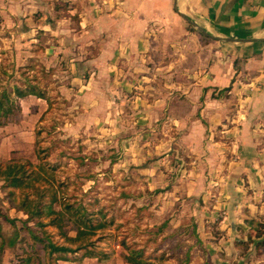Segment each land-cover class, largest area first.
<instances>
[{
  "label": "rangeland",
  "instance_id": "rangeland-1",
  "mask_svg": "<svg viewBox=\"0 0 264 264\" xmlns=\"http://www.w3.org/2000/svg\"><path fill=\"white\" fill-rule=\"evenodd\" d=\"M50 4L45 18L33 17L31 30L0 12V93L34 85L45 95L18 100L8 131L23 145L13 140L3 145L0 133V155L16 149L11 158L42 177L35 183L45 193L42 205L56 192L57 211L70 204L90 214L93 223L110 225L89 239L91 250L108 254L109 260L82 259V249L69 255L72 261L58 264H128L125 256L131 251L141 252L148 264H264V218L248 214L242 222L243 182L231 177L239 173L238 141L226 133L222 118L209 126L211 117L200 104L176 112L152 105L145 111L143 105L158 97L153 70L150 79L138 72L127 85L125 74L117 79L109 65L102 71L99 64L86 69L84 62L71 63L80 55L94 59L98 50L74 48L78 40L59 28L75 4ZM73 19L77 28L79 16ZM46 22L52 30L39 28ZM221 96L228 102L224 116L238 120L237 99ZM29 108L38 115L31 117ZM216 109L223 115L225 109ZM197 120L203 126L194 125ZM229 178L232 191L226 186ZM248 194L255 196L254 188ZM0 206V244L19 234L15 247L0 250V264H24L29 257V264L55 263L56 257L33 238H44L43 231L57 245L77 249L83 243L66 240L65 235H77L67 220L58 228L54 217L44 216L41 228L37 219L17 218Z\"/></svg>",
  "mask_w": 264,
  "mask_h": 264
},
{
  "label": "crops",
  "instance_id": "crops-1",
  "mask_svg": "<svg viewBox=\"0 0 264 264\" xmlns=\"http://www.w3.org/2000/svg\"><path fill=\"white\" fill-rule=\"evenodd\" d=\"M51 1L0 0V12L5 19L24 21L31 30L35 16L40 19L42 15L46 17L52 6ZM69 1L76 7H71L64 15L59 28L75 36L78 41L73 44L74 48L98 50L94 59L80 55L81 58H71V63L84 62L86 69L94 66V63L99 64L101 67L97 65L98 70L109 65L117 79H122L125 74L127 85L131 84V77L138 72L143 73L142 78L150 79L148 75L153 70L158 74V97L143 105L145 111L152 105L165 104L176 112L184 106L196 108L200 104L199 109L203 108L202 111L211 117V121H207L209 126L222 118L220 124L228 129L226 133L232 134L230 137L234 136L238 141L239 173L238 176L231 174V177H236L240 185L243 182L240 190L244 198L238 206L243 210L240 217H243L244 224L249 219L248 214L262 220L264 0ZM75 15L79 16L77 28L73 19ZM48 24L46 22L43 24L45 27L41 25L39 28L52 30ZM98 70L96 75L99 74ZM222 93L237 99L238 116L234 117H238V120L224 116L228 102L221 98ZM173 94L176 96L172 97ZM32 98L36 96L24 99ZM219 105L225 109L221 116L216 115L219 114L216 109ZM27 111L31 117L38 115L30 108ZM178 118L175 119L177 124ZM202 122L197 120L193 124L203 126ZM9 125L0 127L1 143L6 146L13 140L22 146L21 137L9 135ZM29 142L34 144L33 140ZM15 150L12 148L9 152H3L0 161L13 160L11 156ZM230 181L229 178L226 185L229 186L228 191L235 187ZM246 182L251 186L248 187ZM3 184L0 181V205L8 206L21 219L24 213L13 208L6 199L1 188ZM253 188L255 196L248 194Z\"/></svg>",
  "mask_w": 264,
  "mask_h": 264
},
{
  "label": "trees",
  "instance_id": "trees-1",
  "mask_svg": "<svg viewBox=\"0 0 264 264\" xmlns=\"http://www.w3.org/2000/svg\"><path fill=\"white\" fill-rule=\"evenodd\" d=\"M28 96H36L38 98H45V95L38 91L37 87L30 85L26 89L15 87L12 92L0 93V127H4L9 123V120L14 116L15 112L20 109L18 100L24 99ZM31 166V164L29 163ZM42 179L40 175L35 176L29 172L26 168V164L20 161L12 160L10 162L0 161V181L3 182L2 190L6 194V199L9 200L13 208L20 212H23L28 217V221L38 220L36 224L43 228L44 224H41L39 220L44 216L54 217L52 219V225H56L58 228H62L65 224V220L69 221L75 226L76 237L69 238L65 235L66 240L70 243L83 242L79 248L73 249L66 245H57L51 241L49 235L44 232V238H38L33 235V238L42 243L44 249L48 251L49 257H56L55 263L59 261L70 262L72 257L69 255L76 254L79 250L85 249L86 253L82 259L92 258L99 260H109L110 256L102 251L95 252L91 248L94 246L93 241L89 240L91 237H95L100 230L107 229L110 225L103 220L98 223H93L90 214H87L82 208H75L70 204H63L62 211H57L55 204L59 202L56 192L52 194L49 204L42 205V200L45 198V193L38 189L35 185L38 180ZM15 224V223H12ZM19 238V234L10 239L2 238L0 244V250L5 247L13 248L16 245V240ZM1 239V235H0ZM85 241V242H84ZM122 246L130 250L126 243H122ZM141 252L131 251L129 255L125 256V260L128 264H148L140 256ZM79 259V260H82ZM31 258L25 260L24 264H29Z\"/></svg>",
  "mask_w": 264,
  "mask_h": 264
}]
</instances>
